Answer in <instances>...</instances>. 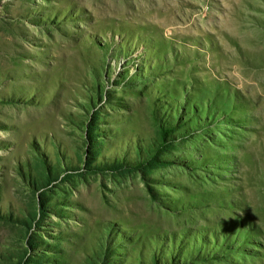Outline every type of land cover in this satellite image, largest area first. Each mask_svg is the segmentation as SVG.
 <instances>
[{"label": "rangeland", "instance_id": "1", "mask_svg": "<svg viewBox=\"0 0 264 264\" xmlns=\"http://www.w3.org/2000/svg\"><path fill=\"white\" fill-rule=\"evenodd\" d=\"M0 264H264V0H0Z\"/></svg>", "mask_w": 264, "mask_h": 264}, {"label": "bare ground", "instance_id": "2", "mask_svg": "<svg viewBox=\"0 0 264 264\" xmlns=\"http://www.w3.org/2000/svg\"><path fill=\"white\" fill-rule=\"evenodd\" d=\"M153 1V0H152ZM163 2V1H162ZM161 3V2H160ZM131 4H132V2H131ZM140 4H141V2H140ZM164 5V4H163ZM162 6V5H161ZM140 7V6H139ZM142 7V6H141ZM145 7V6H144ZM155 7V6H154ZM111 8V7H110ZM149 8V7H148ZM153 8V7H152ZM157 8V7H156ZM111 10V9H110ZM142 10V9H141ZM158 10V9H157ZM161 10V9H160ZM112 11V10H111ZM110 12V11H109ZM149 12V11H148ZM147 12V13H148ZM157 12V11H156ZM141 13H142V11H141ZM169 20V19H168ZM155 22V21H154ZM162 22V21H161ZM163 22H166V21H163ZM168 23V22H167ZM156 24V23H155ZM158 26V25H157Z\"/></svg>", "mask_w": 264, "mask_h": 264}, {"label": "trees", "instance_id": "3", "mask_svg": "<svg viewBox=\"0 0 264 264\" xmlns=\"http://www.w3.org/2000/svg\"><path fill=\"white\" fill-rule=\"evenodd\" d=\"M85 138H88V137H87V133H85Z\"/></svg>", "mask_w": 264, "mask_h": 264}]
</instances>
